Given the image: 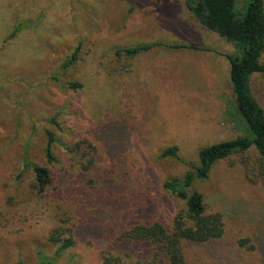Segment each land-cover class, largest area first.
<instances>
[{
  "label": "rangeland",
  "instance_id": "374dc122",
  "mask_svg": "<svg viewBox=\"0 0 264 264\" xmlns=\"http://www.w3.org/2000/svg\"><path fill=\"white\" fill-rule=\"evenodd\" d=\"M22 20L34 23L8 39ZM152 42L160 44L134 57L115 54ZM174 42L199 48L172 49ZM76 47L77 60L63 67ZM234 50L192 21L184 0H0L1 191L15 195L10 190L19 174L29 177L24 156L46 165V131L68 146L84 136L96 150L93 178L112 168L115 180L125 179L128 196L138 188L155 206L150 216L170 224L185 204L163 183L197 165L201 147L250 133L232 97L226 55ZM250 84L264 107V73H253ZM108 120L117 131L97 132ZM173 145L177 157L159 159ZM52 151L56 166L78 171L76 153L58 142ZM245 156L249 166L242 163ZM258 163L251 146L216 161L207 178L191 185L202 194L206 213L222 214L224 233L213 243L186 247L187 264H264V179L252 181ZM42 210L23 231L0 229V264H39V253L54 258L53 264H101L102 250L86 242L58 253L48 235L55 227H71L72 219L62 222L70 209L48 204Z\"/></svg>",
  "mask_w": 264,
  "mask_h": 264
},
{
  "label": "trees",
  "instance_id": "16d2710c",
  "mask_svg": "<svg viewBox=\"0 0 264 264\" xmlns=\"http://www.w3.org/2000/svg\"><path fill=\"white\" fill-rule=\"evenodd\" d=\"M184 7L192 21L234 45L233 55H226L230 64L229 81L232 97L249 128V135L201 147L197 165H190L183 176L172 177L163 183L164 191L185 204L184 211L177 213L166 225L150 216L155 206L149 198L137 193L138 188H133L131 195H127L129 188L124 185L125 179L115 180L112 168L105 169V176L99 175L97 181L93 178L98 175L96 150L86 137L80 136L74 146H68L60 142L52 131H46V165L32 164L24 156L22 167L29 177H23L22 172L19 174V181L10 190L15 195L7 196L0 189L1 230L23 231L26 226L37 223L46 205H65L71 215L62 222L70 224L72 219L71 227L53 228L48 240L57 245L58 253L79 242L98 246L103 252L101 264H187L186 247L213 243L222 237V214L206 213L202 194L191 190V185L196 179L207 178L216 161L243 153L251 146L259 161L257 175L252 181L264 179V107L258 103L250 84L253 73H264V63L260 61L264 52V6L263 0H184ZM32 23L34 21L18 22L8 39L24 28H31ZM159 44L126 46L116 49L115 54L134 57ZM168 46L172 49L199 48L179 42ZM78 48L74 49L63 67L75 63ZM71 86L81 87L79 83ZM51 122L60 126L56 117ZM113 123V120L100 122L97 132H116ZM111 136L115 137L114 134ZM55 142L67 152L77 154L76 173L65 166H56L57 158L52 151ZM110 145L112 149H118L116 141ZM177 150L176 145L167 147L159 154V159L177 157ZM242 163L249 166L247 156L242 158ZM137 186L142 192L143 183L138 180ZM242 242L246 243V240ZM38 263L53 264L54 258L39 253Z\"/></svg>",
  "mask_w": 264,
  "mask_h": 264
}]
</instances>
